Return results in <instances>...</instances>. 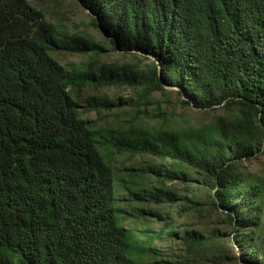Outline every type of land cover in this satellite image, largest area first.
Returning a JSON list of instances; mask_svg holds the SVG:
<instances>
[{
	"label": "trees",
	"instance_id": "trees-1",
	"mask_svg": "<svg viewBox=\"0 0 264 264\" xmlns=\"http://www.w3.org/2000/svg\"><path fill=\"white\" fill-rule=\"evenodd\" d=\"M77 2L111 49L137 62L101 61L92 37L27 0H0V264H145L150 248L126 224L118 186L133 211L176 193L148 190L147 174L121 176L112 161L122 153L169 160L148 167L166 178L185 180L191 168L235 232L234 264H264V175L245 165L264 153V0ZM60 52L86 59L62 62ZM122 85L135 97L85 93ZM166 85L205 118L170 110L155 123L98 126L86 117L138 108L142 92L164 95ZM224 234L191 229L187 246H217Z\"/></svg>",
	"mask_w": 264,
	"mask_h": 264
},
{
	"label": "rangeland",
	"instance_id": "rangeland-1",
	"mask_svg": "<svg viewBox=\"0 0 264 264\" xmlns=\"http://www.w3.org/2000/svg\"><path fill=\"white\" fill-rule=\"evenodd\" d=\"M27 1L37 8L44 17L70 25L102 44L105 50L97 55L99 60L137 62L136 56L111 49L110 43L104 35L90 24L89 15L77 0ZM58 56L62 62L80 63L86 59L83 54L78 52H60ZM166 87L168 91L164 95L157 92L148 93V90L142 92L143 95L136 99L138 108H133L129 105L130 103H126L123 110L104 111V115L90 111L87 112L86 117L94 120L98 126H114L121 120L127 122L135 118L141 124L155 123L160 121L157 113L162 115L165 113L164 111L170 110L177 115L184 114L192 119L205 118V114L199 109L181 105L177 93L171 90L175 88L174 86L166 85ZM85 93L111 98L120 95L126 98L135 97L134 90L126 85L105 86L97 90L89 87L85 89ZM112 162L121 176L126 177L127 172L131 170L137 175L147 174L150 179L146 186L148 190L153 191L154 187H160L176 193V198L173 201L156 203L155 197L152 196L149 200L137 201L135 205L144 210L133 211L129 206L130 199L127 190L118 186V202L126 211L123 214L126 224L135 229L136 233L143 238V242L148 243L150 248V253L145 257V264H234L236 261H240L237 259L240 249L231 240L235 232L226 225L224 215L211 206L208 196L203 192L198 175L191 168L187 169L189 176L182 180L177 177L157 176L152 172L148 168L149 165L169 167V160L156 156L122 153L116 154ZM245 165L248 171L264 175V153H259L246 161ZM190 200L196 202H190ZM160 228L162 231H158ZM191 229L203 233L204 237H212L214 229L224 231L226 234L214 237L217 242L221 241L216 243L217 246L192 249L187 246V232ZM168 230H173L177 234H170ZM157 231L158 234H156Z\"/></svg>",
	"mask_w": 264,
	"mask_h": 264
}]
</instances>
